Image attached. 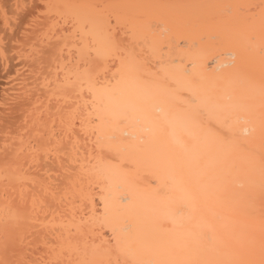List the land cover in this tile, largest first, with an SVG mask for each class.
Segmentation results:
<instances>
[{
  "label": "bare ground",
  "instance_id": "bare-ground-1",
  "mask_svg": "<svg viewBox=\"0 0 264 264\" xmlns=\"http://www.w3.org/2000/svg\"><path fill=\"white\" fill-rule=\"evenodd\" d=\"M0 264H264V0H0Z\"/></svg>",
  "mask_w": 264,
  "mask_h": 264
}]
</instances>
